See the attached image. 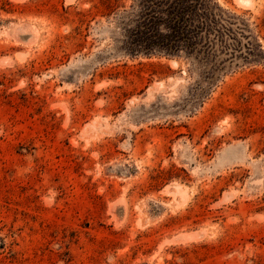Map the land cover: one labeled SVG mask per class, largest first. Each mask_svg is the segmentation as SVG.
<instances>
[{"label":"rangeland","instance_id":"rangeland-1","mask_svg":"<svg viewBox=\"0 0 264 264\" xmlns=\"http://www.w3.org/2000/svg\"><path fill=\"white\" fill-rule=\"evenodd\" d=\"M148 1L0 0V264H264V0L206 62Z\"/></svg>","mask_w":264,"mask_h":264},{"label":"trees","instance_id":"trees-1","mask_svg":"<svg viewBox=\"0 0 264 264\" xmlns=\"http://www.w3.org/2000/svg\"><path fill=\"white\" fill-rule=\"evenodd\" d=\"M148 13L142 17L148 24L159 25L149 40L155 51L169 57L183 54L187 58L206 62L231 49L232 24L237 18L222 11L210 0H150ZM241 26V24H240ZM162 27L165 33H161ZM244 27V26H242ZM146 51V50H145Z\"/></svg>","mask_w":264,"mask_h":264},{"label":"bare ground","instance_id":"bare-ground-1","mask_svg":"<svg viewBox=\"0 0 264 264\" xmlns=\"http://www.w3.org/2000/svg\"><path fill=\"white\" fill-rule=\"evenodd\" d=\"M250 2H251V1H250ZM240 3H243V4H244V3H248V0H240ZM243 4H242V5H243ZM245 5H246V4H245ZM172 64L174 65V64H177V63L173 61Z\"/></svg>","mask_w":264,"mask_h":264}]
</instances>
